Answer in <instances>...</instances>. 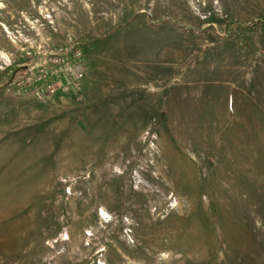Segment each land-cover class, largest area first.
<instances>
[{
    "label": "rangeland",
    "instance_id": "obj_1",
    "mask_svg": "<svg viewBox=\"0 0 264 264\" xmlns=\"http://www.w3.org/2000/svg\"><path fill=\"white\" fill-rule=\"evenodd\" d=\"M0 264H264V0H0Z\"/></svg>",
    "mask_w": 264,
    "mask_h": 264
},
{
    "label": "built area",
    "instance_id": "obj_2",
    "mask_svg": "<svg viewBox=\"0 0 264 264\" xmlns=\"http://www.w3.org/2000/svg\"><path fill=\"white\" fill-rule=\"evenodd\" d=\"M73 55H74V57H78V56H80V53H79L78 51H77V52L75 51V52L73 53ZM55 60H56V59H55ZM81 76H82V74L79 73L78 76L76 77V79H77V78H80ZM38 79H40V77H38ZM48 87L51 88L52 85L50 84V85H48ZM52 89H53V88H52ZM53 90H54V89H53Z\"/></svg>",
    "mask_w": 264,
    "mask_h": 264
}]
</instances>
